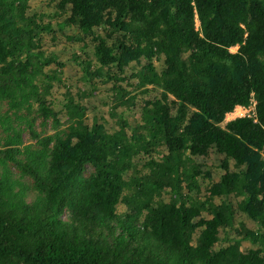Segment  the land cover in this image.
<instances>
[{"label":"trees","instance_id":"trees-1","mask_svg":"<svg viewBox=\"0 0 264 264\" xmlns=\"http://www.w3.org/2000/svg\"><path fill=\"white\" fill-rule=\"evenodd\" d=\"M0 264H264V0H0Z\"/></svg>","mask_w":264,"mask_h":264},{"label":"rangeland","instance_id":"rangeland-1","mask_svg":"<svg viewBox=\"0 0 264 264\" xmlns=\"http://www.w3.org/2000/svg\"><path fill=\"white\" fill-rule=\"evenodd\" d=\"M197 26H198V22L195 19V27H197ZM236 49H237V46L230 47V51H232V52H234ZM66 75H68V76L69 75H71V76L76 75V70L74 69L71 73L66 74ZM251 98L252 99L249 101V103L246 106H235L232 109V111L226 113L224 118H223V120L221 121V123H219V125L223 126L225 122H227V121H229L231 119H234L236 117H240V116L253 117L254 116V99H253V97H251ZM134 123H135L134 120L130 121V125L133 126ZM34 129H35L36 132H43V133H46V134H52L53 132L56 131V129L53 128L52 123H51L50 120H46L44 123H42L40 118H36L35 119ZM58 129L59 130L65 129V124L60 125ZM22 140L25 143H32L34 141L33 139L30 138V136H29V134H28V132L26 130H24L22 132ZM211 161L212 160H209L208 162L210 163ZM207 165H209V164H207ZM90 171H91V167L87 165L85 167L84 174L86 175ZM205 181H208V179H205ZM205 187H206V185L202 186L200 188V190H199L200 192L197 195H200V193L203 192ZM192 196H194V194ZM29 199H30V195L27 196V200H29ZM159 199L164 200L165 202H169L170 200H175L174 197L170 196L167 193H161ZM244 246H245V243L241 242L240 243V248L242 249V248H244Z\"/></svg>","mask_w":264,"mask_h":264},{"label":"built area","instance_id":"built-area-1","mask_svg":"<svg viewBox=\"0 0 264 264\" xmlns=\"http://www.w3.org/2000/svg\"><path fill=\"white\" fill-rule=\"evenodd\" d=\"M229 50H230V48H229ZM251 99H252V98H250V100H251ZM250 100H249V101H250ZM254 104H255V101H254Z\"/></svg>","mask_w":264,"mask_h":264}]
</instances>
